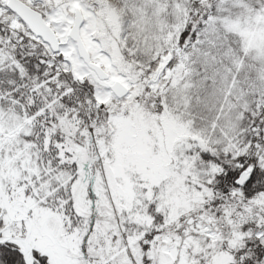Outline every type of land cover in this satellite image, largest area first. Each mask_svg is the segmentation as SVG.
Segmentation results:
<instances>
[{"label": "snow or ice", "instance_id": "6c2138e0", "mask_svg": "<svg viewBox=\"0 0 264 264\" xmlns=\"http://www.w3.org/2000/svg\"><path fill=\"white\" fill-rule=\"evenodd\" d=\"M0 264H264V0H0Z\"/></svg>", "mask_w": 264, "mask_h": 264}]
</instances>
